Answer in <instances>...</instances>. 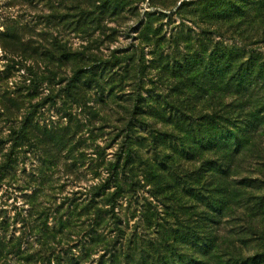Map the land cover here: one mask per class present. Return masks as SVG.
<instances>
[{"label": "rangeland", "instance_id": "rangeland-1", "mask_svg": "<svg viewBox=\"0 0 264 264\" xmlns=\"http://www.w3.org/2000/svg\"><path fill=\"white\" fill-rule=\"evenodd\" d=\"M182 1L0 0V264H97L108 251L102 240L90 245L94 228L115 237L120 226V239L151 240L199 225L202 157L185 153L183 123L172 112L192 121L210 109L202 80L189 83L178 67L208 26L194 7L175 12ZM146 25L160 33L149 40ZM229 27L217 39L242 45L252 33L246 24ZM133 110L147 112L134 114L136 126ZM127 129L136 155L120 178L121 220L99 225L95 211L109 209L117 190L108 171ZM152 132L173 156L170 168L155 154ZM237 165L233 179L264 178V136ZM250 192L219 226L221 262L212 264H238L257 251L264 215H254L261 194Z\"/></svg>", "mask_w": 264, "mask_h": 264}, {"label": "trees", "instance_id": "trees-1", "mask_svg": "<svg viewBox=\"0 0 264 264\" xmlns=\"http://www.w3.org/2000/svg\"><path fill=\"white\" fill-rule=\"evenodd\" d=\"M107 2L111 4L117 0ZM190 6L194 7L190 13L208 27L202 29L201 36H197L194 51L188 46L178 67L180 72L189 76V83L202 80L203 99L210 109L192 121L185 119L187 115L184 111H180L182 115L173 111L172 115H175L176 123H183L184 135L179 140L184 142L185 153L202 157L199 171L202 179H199L201 186L198 189L204 202L202 218L197 226H188L187 230L173 228L160 238L151 240H144L137 234L120 239L123 230L120 226L115 229L118 232L116 238L101 235L94 228L90 245L102 240L108 251L107 260L104 258L97 264H212L216 257L221 262L219 251L223 246V237L219 234V226L233 202L248 197L250 188L257 189L261 194L257 196L260 201L253 204L252 211L254 215H264V178L248 176L241 180L233 179L239 172L237 161L251 151L257 137L264 136V51L258 46L264 42V0H184L175 12H188ZM151 14L168 16L163 11ZM237 22L238 25L246 24L252 32L242 39L245 44H230L217 39V34L225 38L221 31L225 24H229V30L236 32L238 28L231 26ZM182 25L185 26V23ZM150 29L146 25L143 32L146 38L150 37V32L160 33L158 29ZM183 33L181 28L175 33L176 38L180 39ZM77 73L79 70H76ZM137 110L132 112L131 126L135 125L134 119L137 123L142 120L134 114H147ZM152 134L155 154L163 156L165 168H170L172 164L169 161L173 156L166 154L164 139L158 133ZM132 138V131L127 129L116 160L110 165L109 184L117 190L108 194L109 209H96L95 222L99 221V225L107 217L113 218L114 224L121 220L116 212L118 191L124 189L121 174L130 168L136 155ZM260 177H264V173ZM134 184L132 180L131 186ZM260 236L257 251L240 261L235 259L238 264H264V233Z\"/></svg>", "mask_w": 264, "mask_h": 264}]
</instances>
